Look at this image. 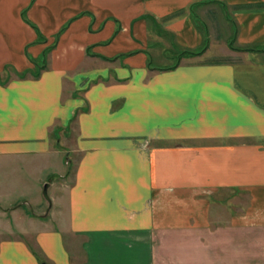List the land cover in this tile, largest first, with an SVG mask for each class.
<instances>
[{
	"label": "crops",
	"instance_id": "0c3cea01",
	"mask_svg": "<svg viewBox=\"0 0 264 264\" xmlns=\"http://www.w3.org/2000/svg\"><path fill=\"white\" fill-rule=\"evenodd\" d=\"M260 78L264 0H0V264H260Z\"/></svg>",
	"mask_w": 264,
	"mask_h": 264
},
{
	"label": "rangeland",
	"instance_id": "374dc122",
	"mask_svg": "<svg viewBox=\"0 0 264 264\" xmlns=\"http://www.w3.org/2000/svg\"><path fill=\"white\" fill-rule=\"evenodd\" d=\"M214 7L216 9H213ZM212 10L217 12L215 14L214 18L210 14L212 12ZM193 13L195 14V17L198 19L197 20L198 25L203 29V31L205 33L206 32L208 33V35L210 36L209 39L211 41L215 42L214 46L216 47V50L218 51L220 49L221 50L226 49L225 41H221L218 43L216 42L218 40V38H220V36L222 37L221 27L223 25L222 26L220 25L221 27H219V24L224 23L222 20V16H221L219 6H213V7L207 6V7L201 8V10L198 11L199 15L201 16L200 18L203 19L204 23L202 22V19L197 17V14L195 11ZM86 14H88V13H86ZM217 15H218V17H217ZM219 18H221V19H219ZM213 19H215V23L217 24L216 27H217L218 32L214 31L215 27L212 25ZM216 32L218 33V37H216L217 36ZM152 47H153V45H152ZM155 49H158V51L160 53L159 52L156 53V52H154V50L152 51V55L154 57V59H153L154 64H156V65L164 64L166 66V65H171L172 63L176 62V60L171 58L170 62L167 63V61H166L167 58H164V57H167V56L169 57L170 55H167V53H166L165 56H163L161 51H160L161 50L160 48L155 47ZM179 54H178V56H179ZM190 57H195V55L190 56ZM200 59L205 61V62H219V61L226 60V54L222 55V56H215V54H210L208 57L203 56L201 58H197V60H200ZM193 60H195V59H193ZM41 66H42V64L39 63L38 67L41 68ZM39 68H37V71L30 72L28 74V77H33L35 74L39 73V71L41 70V69L38 70ZM259 82H260L259 85L262 86L263 90H264V79L260 78ZM61 131H62L61 129H57V128L53 131L52 142L55 144V146L59 147V149L62 152H64L67 149V146L72 145V143L74 142V139H75V133L74 132L75 131H74V127L71 128L69 134H66V132L64 133ZM67 135H69V136L67 137ZM72 172H73V169H72V165H71V161H70V176H69L70 179L72 178ZM44 187H45V184L43 186V191H44ZM219 197L220 198L226 197V211H230L231 214H237V213H239V210L246 209L249 206L248 193L245 191H240L236 188L221 190L219 192ZM263 210H264V208H263ZM245 238H246V244H245L246 251L243 254H244V256L245 255H247L248 257L251 256L249 258L248 257L245 258V260L248 261L250 258H255V260L258 263L264 264V226L257 231L256 235L247 234L245 236Z\"/></svg>",
	"mask_w": 264,
	"mask_h": 264
},
{
	"label": "trees",
	"instance_id": "16d2710c",
	"mask_svg": "<svg viewBox=\"0 0 264 264\" xmlns=\"http://www.w3.org/2000/svg\"><path fill=\"white\" fill-rule=\"evenodd\" d=\"M190 11L191 12H193V6L192 7H190ZM22 17H23V19L26 21V22H28L27 21V19L25 18V14L24 13H22ZM29 23V22H28ZM33 28L34 29H36L35 28V26H33ZM231 49H236V48H234L231 44H230V46H229ZM204 49H205V47H203L201 50H199V51H182L180 54H179V56H178V60H180L181 58H183V57H190V56H196V55H200L203 51H204ZM238 50V49H237ZM245 51H258V50H252V49H247V50H245ZM45 56H46V52H44V54H43V56H42V58L40 59V64H42V66H41V68H39L38 67V62L37 63H35L34 62V64L36 65V67L37 68H39L38 70H40V69H43L44 67H45ZM24 76V75H23Z\"/></svg>",
	"mask_w": 264,
	"mask_h": 264
},
{
	"label": "water",
	"instance_id": "95a60500",
	"mask_svg": "<svg viewBox=\"0 0 264 264\" xmlns=\"http://www.w3.org/2000/svg\"><path fill=\"white\" fill-rule=\"evenodd\" d=\"M44 189H46V187Z\"/></svg>",
	"mask_w": 264,
	"mask_h": 264
}]
</instances>
